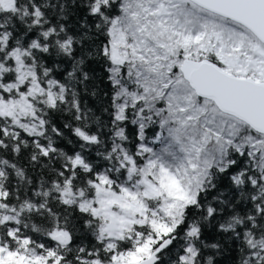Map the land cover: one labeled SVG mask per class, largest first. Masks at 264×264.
Returning <instances> with one entry per match:
<instances>
[{"label":"snow or ice","instance_id":"snow-or-ice-1","mask_svg":"<svg viewBox=\"0 0 264 264\" xmlns=\"http://www.w3.org/2000/svg\"><path fill=\"white\" fill-rule=\"evenodd\" d=\"M264 264V0H0V264Z\"/></svg>","mask_w":264,"mask_h":264},{"label":"trees","instance_id":"trees-1","mask_svg":"<svg viewBox=\"0 0 264 264\" xmlns=\"http://www.w3.org/2000/svg\"><path fill=\"white\" fill-rule=\"evenodd\" d=\"M220 260L221 264H232L231 261V254H225L224 256L218 257Z\"/></svg>","mask_w":264,"mask_h":264}]
</instances>
